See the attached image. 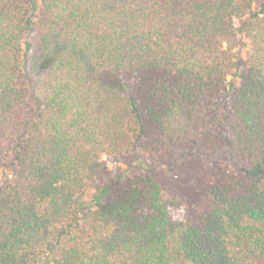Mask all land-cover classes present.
Wrapping results in <instances>:
<instances>
[{"label": "trees", "instance_id": "trees-1", "mask_svg": "<svg viewBox=\"0 0 264 264\" xmlns=\"http://www.w3.org/2000/svg\"><path fill=\"white\" fill-rule=\"evenodd\" d=\"M191 158L193 211L151 174ZM174 253L264 264V0H0V264Z\"/></svg>", "mask_w": 264, "mask_h": 264}, {"label": "rangeland", "instance_id": "rangeland-1", "mask_svg": "<svg viewBox=\"0 0 264 264\" xmlns=\"http://www.w3.org/2000/svg\"><path fill=\"white\" fill-rule=\"evenodd\" d=\"M124 162L118 157L108 158L106 169L112 174L126 167ZM151 174L160 183L166 199L175 198L191 211L203 203L206 188L211 181L209 164L200 158L179 160L174 163L172 170L166 166H158ZM182 216L183 211L177 210L176 219L180 220ZM173 261V264H186L177 253L173 254Z\"/></svg>", "mask_w": 264, "mask_h": 264}]
</instances>
